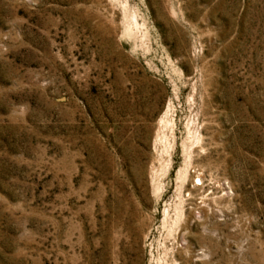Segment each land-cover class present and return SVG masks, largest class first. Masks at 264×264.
Masks as SVG:
<instances>
[{"label":"rangeland","instance_id":"rangeland-1","mask_svg":"<svg viewBox=\"0 0 264 264\" xmlns=\"http://www.w3.org/2000/svg\"><path fill=\"white\" fill-rule=\"evenodd\" d=\"M0 264H264V0H0Z\"/></svg>","mask_w":264,"mask_h":264}]
</instances>
